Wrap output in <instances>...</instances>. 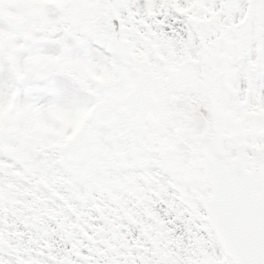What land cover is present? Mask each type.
<instances>
[{"label":"snow or ice","instance_id":"1","mask_svg":"<svg viewBox=\"0 0 264 264\" xmlns=\"http://www.w3.org/2000/svg\"><path fill=\"white\" fill-rule=\"evenodd\" d=\"M0 264H264V0H0Z\"/></svg>","mask_w":264,"mask_h":264}]
</instances>
